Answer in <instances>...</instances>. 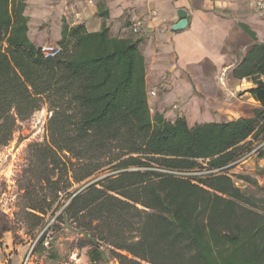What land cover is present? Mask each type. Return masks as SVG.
Returning a JSON list of instances; mask_svg holds the SVG:
<instances>
[{
    "label": "trees",
    "instance_id": "1",
    "mask_svg": "<svg viewBox=\"0 0 264 264\" xmlns=\"http://www.w3.org/2000/svg\"><path fill=\"white\" fill-rule=\"evenodd\" d=\"M26 8L24 0H0V147L13 141L19 122L48 104L45 152L59 172L67 167L62 154L82 160L86 172L73 174V183H89L114 149L127 156L115 158L114 175L68 196L57 219L81 232L78 248H91L95 262L113 256L118 264H264V209L232 178L215 176L200 186L151 171L121 172L145 161L228 165L246 151L249 138H264V114L194 127L184 118L172 123L152 116L147 65L136 41L113 37L106 27L89 33L65 25L63 52L47 58L28 35ZM263 72L264 41L247 52L234 76ZM240 178L259 188L254 178ZM29 209L46 212L37 203ZM8 231L0 215V238ZM45 234L34 250L44 246Z\"/></svg>",
    "mask_w": 264,
    "mask_h": 264
},
{
    "label": "crops",
    "instance_id": "2",
    "mask_svg": "<svg viewBox=\"0 0 264 264\" xmlns=\"http://www.w3.org/2000/svg\"><path fill=\"white\" fill-rule=\"evenodd\" d=\"M24 1L28 35L39 48L58 46L65 25L84 26L89 33L106 27L113 37L136 41L147 65L152 116L163 115L172 123L184 118L194 127L264 114V72L234 76L247 52L264 41V14L257 0ZM179 10L187 12L188 25L173 31ZM243 169L250 177L257 170L263 173L264 151ZM258 177L263 183L264 173ZM81 250L63 264H118L112 257L95 262L91 248Z\"/></svg>",
    "mask_w": 264,
    "mask_h": 264
},
{
    "label": "rangeland",
    "instance_id": "3",
    "mask_svg": "<svg viewBox=\"0 0 264 264\" xmlns=\"http://www.w3.org/2000/svg\"><path fill=\"white\" fill-rule=\"evenodd\" d=\"M51 116L50 106L44 105L29 120L19 122L13 141L0 147V215L3 224L9 229L0 238V264H22L36 239L45 230V235L51 237L50 245L45 247L37 244L30 264H63L69 260L72 252L81 254L82 250L78 248L81 232L72 221L61 222L57 217L69 202L70 194L114 175L119 162L115 158H127L122 151L114 149L111 155L101 158L103 167L89 183H73V174L81 177L86 172L82 160L69 153L62 154L63 164L67 167L59 172L45 152L49 143L47 125ZM250 146L247 145L246 149ZM243 167L233 168L236 172L235 184L244 194L257 198L258 206L264 209V193L259 189L264 188V182L261 183L258 177L264 172L257 170V176L251 177L257 180L258 188L241 180L240 177H250L248 169ZM49 202H52L51 208L48 207ZM36 203L46 210L44 215L29 209ZM101 245L111 250L106 244Z\"/></svg>",
    "mask_w": 264,
    "mask_h": 264
},
{
    "label": "built area",
    "instance_id": "4",
    "mask_svg": "<svg viewBox=\"0 0 264 264\" xmlns=\"http://www.w3.org/2000/svg\"><path fill=\"white\" fill-rule=\"evenodd\" d=\"M256 7L264 14V0H257ZM134 32L138 33V29L134 28ZM41 51L47 58L58 57L63 52L62 48L59 46H44L43 48H41ZM220 79L221 81H223V76ZM151 95L154 96L155 93L152 92ZM246 145L251 146L247 148L240 157L231 161L230 164L224 166L212 165L210 159H199V164L195 168H175L152 161H145V163L147 164L145 166H132L131 168L123 169L121 172L151 171L163 178L168 177L176 180H185L200 186H204L206 180L214 178L215 176H226L234 180V175L236 174V172L233 168L240 167L241 165L246 164L248 160L258 158L264 150V138L258 140L249 138L246 142ZM45 231H42L39 237L36 239L34 245L30 248L29 253L22 261V264H30V260L34 255V247L36 246L38 240L45 234ZM50 241L51 237L47 236L44 241V246L49 247Z\"/></svg>",
    "mask_w": 264,
    "mask_h": 264
},
{
    "label": "water",
    "instance_id": "5",
    "mask_svg": "<svg viewBox=\"0 0 264 264\" xmlns=\"http://www.w3.org/2000/svg\"><path fill=\"white\" fill-rule=\"evenodd\" d=\"M179 20L176 25L173 27V31L184 29L188 25V14L184 10H179Z\"/></svg>",
    "mask_w": 264,
    "mask_h": 264
}]
</instances>
